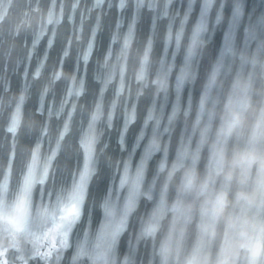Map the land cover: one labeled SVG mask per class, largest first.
Here are the masks:
<instances>
[{
    "label": "water",
    "instance_id": "obj_1",
    "mask_svg": "<svg viewBox=\"0 0 264 264\" xmlns=\"http://www.w3.org/2000/svg\"><path fill=\"white\" fill-rule=\"evenodd\" d=\"M235 2L241 6V16L232 24ZM95 3L96 0H0V264H45L42 254L49 251L55 239L52 229L62 208L70 204L73 186L84 168L82 141L89 135L96 137L95 163L80 217L68 234V247L60 253V259L57 261L53 254L47 264H94L77 256L79 247L95 244L105 230L106 202H110L119 221L131 181L142 162L135 206L124 217V228L110 253L95 264H124L126 258L131 264H162L159 247L166 236V225L152 237L141 235L150 209L164 189L166 174L160 172V163L171 166L182 143L196 149L199 128L194 131L193 124L198 115L201 126H211L209 141L214 139L224 105L238 80L250 81L253 104L264 102V0H214L207 31L202 34L204 47L192 60L195 78L182 85L179 94L176 76L184 64L186 45L198 21L202 0H197L184 25L179 49L175 32L188 0H172L169 16L155 23L158 10L143 8L126 49L125 37L133 13L131 0L119 29V0H104L101 7H94ZM163 4L164 0H159L161 8ZM217 12L222 15L219 23L215 19ZM169 25L172 39L166 44ZM149 40L148 84L143 86L136 80V72L139 56ZM86 53L87 61L83 59ZM161 60L172 65L166 92L157 91L152 83ZM213 73L215 79L210 84ZM81 82L83 90L77 96L75 90ZM42 95L45 103L40 111ZM205 95V110L200 113L199 101ZM18 102L20 122L16 133H11L8 128ZM97 105L99 113L93 121ZM174 107L179 112L169 123ZM130 113L133 119L126 126ZM150 113L154 117L151 121ZM154 129L161 147L145 159ZM207 159L206 144L197 162L200 174L205 171ZM126 168L128 181L122 186ZM29 169L33 183L25 196ZM180 176L177 172L168 182L164 195L169 203L177 198ZM195 226L194 218L187 226L186 249L195 238Z\"/></svg>",
    "mask_w": 264,
    "mask_h": 264
},
{
    "label": "clouds",
    "instance_id": "obj_2",
    "mask_svg": "<svg viewBox=\"0 0 264 264\" xmlns=\"http://www.w3.org/2000/svg\"><path fill=\"white\" fill-rule=\"evenodd\" d=\"M206 31L207 26L198 35H191L186 45L184 64L176 76L181 86L195 78L192 60L204 47L202 34ZM128 42L126 36L125 49ZM175 43L179 49L181 41ZM150 53L148 45L139 56L136 80L143 86L148 84ZM171 71L172 65L161 60L160 71L152 81L157 91L168 90ZM214 79L215 73L210 84ZM251 88L250 81L236 82L214 139L209 141L211 126H201L198 115L193 124L194 131L199 128L196 149L182 143L171 166L160 163V172L166 174L164 189L150 209L141 235L152 237L166 225V236L159 247L162 264H264V102L252 103ZM206 98H200V113L205 110ZM178 112L173 110L169 123ZM184 115L187 117L188 112ZM206 144L208 159L204 173L200 174L197 162L200 149ZM160 147L159 138L153 136L148 149L156 152ZM177 172L181 173L176 185L178 195L169 203L164 192ZM188 196L193 199L186 200ZM194 218L195 238L186 249L187 226ZM124 264L131 262L126 258Z\"/></svg>",
    "mask_w": 264,
    "mask_h": 264
},
{
    "label": "snow or ice",
    "instance_id": "obj_3",
    "mask_svg": "<svg viewBox=\"0 0 264 264\" xmlns=\"http://www.w3.org/2000/svg\"><path fill=\"white\" fill-rule=\"evenodd\" d=\"M130 0H119V3L117 5L118 9L121 10V17L117 20L116 26L117 29L120 28L121 21L123 19V12L128 9ZM132 2V17L128 25V32L127 36L129 41L132 39V35L134 32L136 21L139 17L140 11L147 7L149 11H157L158 15L154 19V23L156 20H158L161 17H168L169 16V7L172 3V0H164L163 7L161 8L159 5V0H131ZM104 3V0H96V3L94 7H101ZM197 3V0H188L187 7L184 10L183 18L180 20V27L175 32V41L178 43L181 41V37L184 32V25L188 21L190 14L193 11L194 5ZM111 3H109V7H111ZM214 0H202V3L200 4V13L199 18L196 23V26L192 32L193 36H196L199 34L200 31H204L207 26V17L210 12V10L214 7ZM223 6V5H221ZM241 16V6L238 2H235L232 9V16H231V23L235 24ZM216 22L219 23L222 19V15L217 12V15L215 17ZM98 23H99V17H98ZM172 39V25H169V32L167 36V42H170ZM51 44V41L49 42ZM151 45V40H149V44ZM92 48V45L89 44V49ZM65 55H67V52H65ZM85 61L88 60V54L86 53L83 57ZM59 74H57L58 76ZM181 85L180 81H176V91L177 94H179ZM83 90V84L81 82V86L75 90V95L79 96ZM24 99L23 96L20 97V102H22ZM20 102H18L17 105V113L15 116L12 117L11 125L8 128V131L11 133H16L17 127L20 122ZM44 97L41 96L40 100V111H43L44 109ZM175 107L173 108V110ZM51 114V110H49ZM99 113V105H97V114H94L92 116V120L95 121L98 117ZM111 119V116L109 117ZM133 114H129L126 118V126L132 122ZM154 117L150 113L148 116V120H153ZM147 123V121H146ZM159 120L156 121V124L159 125ZM67 130V125H65V131ZM158 131L157 129L153 130V136L157 135ZM96 137L94 135H89L85 138L84 141H82V146L85 149V158H84V168L83 171L79 175V180L75 182L71 195L69 197L70 204L68 206H65L61 210V214L59 216V221L53 226L52 234L55 236L54 241L50 245L49 251L42 254V259L45 261V264L49 261L50 257H53V254H55V259L58 261L60 259V253L63 252L64 249L68 247V234L70 230L72 229L73 225L76 223V221L80 217V209L81 205L83 203V197L86 185L88 183V180L90 176L92 175L94 171V159H93V145L95 143ZM151 154V151L147 148L145 152V159L148 155ZM53 155H55V152H53ZM35 159V157H33ZM52 157H49V161L51 162ZM47 171V169H46ZM142 172H143V162L141 163L140 167L137 169L136 176L134 180L131 181L132 187L130 194L128 196L127 202L124 206L123 213L119 221H116L114 214L111 210L110 202H106L105 212H106V219L107 224L105 225V230L101 232L100 236L97 238V242L95 244H87V245H80L79 251L77 253V256H83L88 260H92L95 264V262L104 260L107 255L112 250L113 246L116 243L117 236L120 234L122 229L125 225L124 217L128 215V213L131 211V209L135 206L136 197L138 194V185L139 181L142 178ZM43 179V178H42ZM128 181V175H127V168L125 169V176L121 180V185L123 186ZM33 183L32 178V170L29 169V174L25 178V186H24V195L27 196L31 184ZM23 203V202H22Z\"/></svg>",
    "mask_w": 264,
    "mask_h": 264
}]
</instances>
